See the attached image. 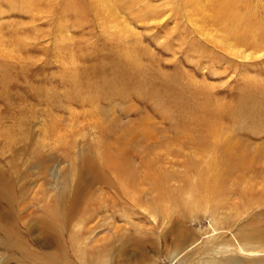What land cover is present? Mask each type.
I'll return each instance as SVG.
<instances>
[{"label": "rangeland", "instance_id": "1", "mask_svg": "<svg viewBox=\"0 0 264 264\" xmlns=\"http://www.w3.org/2000/svg\"><path fill=\"white\" fill-rule=\"evenodd\" d=\"M31 1L0 0V264H55L53 229L57 264L263 260L264 57L199 27L263 48L264 0ZM109 157L123 173L90 179Z\"/></svg>", "mask_w": 264, "mask_h": 264}, {"label": "bare ground", "instance_id": "2", "mask_svg": "<svg viewBox=\"0 0 264 264\" xmlns=\"http://www.w3.org/2000/svg\"><path fill=\"white\" fill-rule=\"evenodd\" d=\"M26 1V0H25ZM106 1V0H105ZM104 0H92V4L93 6H95V9L96 11L99 13V10L102 8V12L104 13H108L109 15L112 16V14H110V12L112 10H114V8L112 9L111 6L110 7H106L105 6V2ZM108 1V0H107ZM111 1V0H110ZM42 4H44L43 2H41V0H35V1H31V5H27L26 6V9H28L29 11H31L32 13H37V14H43L44 13V9L43 7L41 6ZM107 4V3H106ZM109 4V3H108ZM107 4V5H108ZM112 4V3H110ZM109 4V5H110ZM115 5V3L113 4ZM152 5V4H151ZM196 5V4H195ZM105 6V9H103V7ZM197 6V5H196ZM200 6H203L202 4H200ZM14 7V6H13ZM129 7V6H128ZM198 7V6H197ZM155 8V7H153ZM204 8V7H203ZM13 9V8H12ZM127 9V8H126ZM137 9V8H136ZM150 9V8H149ZM198 9V8H197ZM202 9V8H201ZM233 9V8H232ZM227 3H225L224 5H220V11L218 10L217 11V15L219 17H224L225 15L227 17L233 15L235 18V22L238 23L240 21V18L237 14V12H235L234 10H232ZM54 10V9H53ZM152 10V9H151ZM203 10V9H202ZM6 12V10H4ZM146 11V10H145ZM149 11V10H148ZM155 11V10H153ZM201 11V10H200ZM54 12V11H53ZM150 12V11H149ZM202 12V11H201ZM205 12V11H204ZM121 13V12H120ZM34 14V15H35ZM122 14V13H121ZM202 15V14H201ZM205 15V14H204ZM122 16V15H121ZM203 16V15H202ZM115 17V16H114ZM119 17H117L116 19H118ZM124 18V17H123ZM190 18V17H189ZM196 18V17H195ZM195 18L192 20V21H195ZM198 19V18H196ZM202 19V18H201ZM200 19V20H201ZM119 20V19H118ZM199 20V22H200ZM110 23L112 22L111 20H109ZM124 21V20H122ZM205 21V20H204ZM218 21H220L218 19ZM125 22V21H124ZM197 22V21H196ZM206 22V21H205ZM113 23V22H112ZM127 23V22H126ZM201 23V22H200ZM204 23V22H202ZM201 23V24H202ZM115 24V23H114ZM119 25V24H118ZM122 25V24H121ZM194 25H197V24H194ZM199 26V25H198ZM126 27V26H124ZM127 28V27H126ZM198 28V27H197ZM201 32L203 31V34L206 36V37H209L211 38V41L216 44V46L224 49V51L227 53V54H230L231 56H234L236 58H239L241 60H245V61H249V60H252V59H260V58H263L264 57V47L263 48H260V49H252L250 47L248 48H245V47H242V48H238L236 47L234 44H233V41H234V37H232V39L230 37H222L219 35L218 31L215 32V29H206V27L204 28L202 25L201 27H199ZM210 28V27H209ZM230 38V39H229ZM247 45V44H246ZM249 46V45H247ZM121 159V158H120ZM123 160V159H122ZM122 163H118V160L115 159V158H111L109 157L108 159H106V161H101V162H98L97 160H95L94 158H88L87 159V165H88V170L87 172L90 174V179L94 180V181H99V179H102L103 176H104V173H114V174H118L119 172L123 173L124 167L121 166ZM123 165V164H122ZM124 166V165H123ZM126 167V166H125ZM88 177V176H87ZM103 181V180H102ZM101 181V182H102ZM86 185H81V187L75 192L77 194L76 198L77 199H80V195L83 193L84 189ZM60 189V188H59ZM66 188L63 189V190H60L59 192V199L61 200L62 197H63V194L65 192ZM59 191V190H58ZM63 193V194H61ZM59 201V200H58ZM78 202L76 201H73L72 205L69 207V210H68V215H72L74 214L75 210H76V207L78 206ZM139 207V206H138ZM100 207L97 208V209H92L90 212H88V216L85 217L86 219L83 221V224L86 226H88V223L90 222H93V220L96 218L95 216H97L98 214V211H99ZM61 213V212H60ZM77 214V213H76ZM58 215V214H57ZM157 215V214H156ZM154 215L152 213V216L155 218V220H158V217ZM59 219H61V214H60V217ZM164 222L163 223H166L167 222V219H164L163 220ZM86 230L81 234L82 238H86L88 236H90L92 233H94L95 229H96V225L93 227V226H88L85 228ZM52 231H55V233L51 234V238H49V242H50V245L54 247V250L53 253H50V254H43V259L46 260L47 262H50V261H53L55 264L58 263L59 259H58V255H63L64 251H65V245H66V235L64 232H62L61 234V230H56V229H53ZM48 242V241H47ZM138 243H142L141 241L138 240ZM18 245V244H17ZM20 246V245H18ZM246 246V244H245ZM263 251V250H262ZM240 252L241 253H251V254H254L255 251L253 249H249V248H240ZM119 257H122L121 256V253L118 255ZM258 256H261V257H264V251L261 255H258ZM115 260H113V263L114 264H129L126 260H123V258H114ZM117 261V262H116ZM143 261V264H148L150 263V261H147L146 259H142ZM217 262H211L210 264H216ZM150 264H154V263H150ZM222 264V263H220ZM240 264V263H238ZM253 264H264V259L263 260H254V263Z\"/></svg>", "mask_w": 264, "mask_h": 264}]
</instances>
